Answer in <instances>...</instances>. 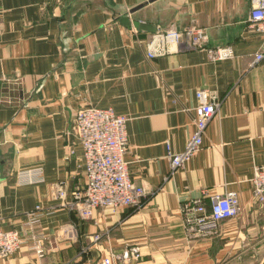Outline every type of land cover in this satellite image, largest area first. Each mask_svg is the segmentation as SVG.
<instances>
[{
  "label": "crops",
  "instance_id": "0c3cea01",
  "mask_svg": "<svg viewBox=\"0 0 264 264\" xmlns=\"http://www.w3.org/2000/svg\"><path fill=\"white\" fill-rule=\"evenodd\" d=\"M249 10V0H0V228L41 235L46 247L37 257L26 242L0 264H97L133 246L140 256L120 264H264V219L251 201L264 164V55L254 62L262 37L247 27ZM123 15L156 30L122 24ZM190 24L233 56L211 61L183 44L147 55L153 33ZM199 88L221 103L201 148L171 173L166 152L194 132ZM85 105L127 117L124 160L146 193L139 206L83 218L66 205L84 183L73 123ZM203 190L237 191L242 212L186 240L182 203Z\"/></svg>",
  "mask_w": 264,
  "mask_h": 264
},
{
  "label": "built area",
  "instance_id": "2783aa9c",
  "mask_svg": "<svg viewBox=\"0 0 264 264\" xmlns=\"http://www.w3.org/2000/svg\"><path fill=\"white\" fill-rule=\"evenodd\" d=\"M250 10L247 27L262 37L259 50L254 54V62L264 55V0H249ZM206 34L196 25L190 24L182 30L167 28L156 31L149 41V57L165 54L171 45L183 44L189 48L203 49L211 61L231 58L233 50L230 45L207 47ZM197 105L194 108L195 130L180 152L167 149L166 157L172 173L183 166L202 146V135L208 122L219 108L221 98L212 90L199 88L195 91ZM127 117L115 114L110 108L85 105L75 112L73 129L83 149L84 183L71 191L72 200L66 204V192L60 183L52 186V195L63 205L74 209L80 217L88 218L93 208L139 206L146 194L141 186L131 182L124 160L127 149L125 122ZM252 204L261 209L264 219V164L256 166L251 177ZM207 199V201H206ZM39 208L38 205L35 207ZM242 212L239 193L234 190L192 196L182 203L181 217L186 240L209 237L218 232L220 221L236 217ZM35 214L30 222H35ZM100 235H92L93 240ZM37 257H42L46 247L41 235H34L30 241L20 236L15 229L0 228V261L19 250L24 243ZM140 256L138 246L124 249L121 253L103 256L97 264H120L137 259Z\"/></svg>",
  "mask_w": 264,
  "mask_h": 264
},
{
  "label": "water",
  "instance_id": "95a60500",
  "mask_svg": "<svg viewBox=\"0 0 264 264\" xmlns=\"http://www.w3.org/2000/svg\"><path fill=\"white\" fill-rule=\"evenodd\" d=\"M142 6V4H139L136 7H133L130 9V12H133L134 10L140 8ZM122 24H126V25H133L135 28L138 29H144L150 32H154L156 30L155 25H152L150 23L144 22V21H139V20H130L127 16L123 15L120 17L119 20Z\"/></svg>",
  "mask_w": 264,
  "mask_h": 264
}]
</instances>
